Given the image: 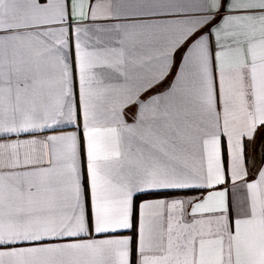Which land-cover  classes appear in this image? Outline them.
Masks as SVG:
<instances>
[{
    "label": "snow or ice",
    "instance_id": "6c2138e0",
    "mask_svg": "<svg viewBox=\"0 0 264 264\" xmlns=\"http://www.w3.org/2000/svg\"><path fill=\"white\" fill-rule=\"evenodd\" d=\"M0 264H264V0H0Z\"/></svg>",
    "mask_w": 264,
    "mask_h": 264
}]
</instances>
